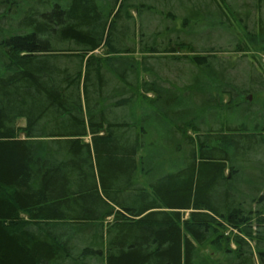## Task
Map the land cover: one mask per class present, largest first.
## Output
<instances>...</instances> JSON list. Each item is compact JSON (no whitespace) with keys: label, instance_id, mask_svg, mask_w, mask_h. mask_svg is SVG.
Masks as SVG:
<instances>
[{"label":"trees","instance_id":"trees-1","mask_svg":"<svg viewBox=\"0 0 264 264\" xmlns=\"http://www.w3.org/2000/svg\"><path fill=\"white\" fill-rule=\"evenodd\" d=\"M111 1L105 12L93 0H0V264H264V111L247 109L234 126L202 121L263 94L264 61L253 57L263 80L224 92L233 67L218 54L229 51L198 56L192 30L168 20L196 0ZM202 1L204 33L233 30L232 21L245 32L230 53L264 42L261 23L246 33L248 13ZM158 2L167 13L147 14L157 28L128 46L127 8ZM163 28L166 38L155 42ZM135 55L140 65L166 55L201 65L217 98L210 90L202 112L172 110L178 96L141 81ZM151 124L166 132L159 146Z\"/></svg>","mask_w":264,"mask_h":264},{"label":"rangeland","instance_id":"rangeland-1","mask_svg":"<svg viewBox=\"0 0 264 264\" xmlns=\"http://www.w3.org/2000/svg\"><path fill=\"white\" fill-rule=\"evenodd\" d=\"M139 2V0H136ZM231 7L236 10L239 14L248 13V19L246 21V33H256V29L258 30V27H260V23L262 26H264V0H228ZM193 2L190 9H186L183 11L182 15H178V18H174L173 20L171 18H168L170 21L171 26H174L175 28L179 30H186L191 29L193 35L195 38H192L194 41V51L201 53L198 56L202 55V50L205 48L213 47L215 50H222V51H229L225 52V54H218V59L220 60V64H226L227 67H233L230 71V77L231 80H228L230 82V85L228 88L221 89L224 92L226 90H230V92H234L236 94L239 91L242 93L243 90H249L251 88L252 82L256 83L257 80H263L258 76V72L260 71L258 66V60L264 61V53H262V48H264V42H258L250 45V50L247 55L244 54H235L230 53L234 49L235 43L237 40H244V33L237 22H231L230 26L233 28V30H230L228 28H225L226 31L221 30H215L214 33H211V35H207L204 33V27H203V16L206 13L208 7L206 5H203L202 0H196L191 1ZM92 4L94 7H99L102 10H105V12H109L111 8L112 1L111 0H93ZM138 4H143L139 2ZM157 6H154L155 10H148L145 8H140V11L136 6L132 8H127V11H129V14L131 16V20L129 21L128 25L130 30L127 31L130 35V38L126 40L128 42V46L136 45L138 46V39L140 38V35H144L143 37H146L147 35H151V32L154 28H157L158 22L155 18L151 17L150 21H148V12L153 13V15H164L167 13V11H164V6L162 2L155 3ZM146 5V4H144ZM181 5L177 3H173L171 8L175 9H181ZM179 7V8H178ZM132 9V11H130ZM162 11V14L160 13ZM214 11V10H212ZM124 15V11L122 13ZM124 17V16H123ZM190 20L191 24L189 26H185L183 21L184 20ZM150 23V29H149V23ZM226 23V22H225ZM163 28L162 32L155 31V35L152 37L155 38V42H160L163 40V38H166V30ZM240 29V30H239ZM146 30L147 32H145ZM126 32V33H127ZM158 34V36L156 35ZM208 33V32H207ZM97 56L104 57L105 51L103 49H100L95 52ZM181 54H184L181 53ZM169 56V55H166ZM166 56H158L154 59H148L145 61L142 65L138 64V62L142 61L141 57L139 55L133 56L137 62V71L139 75V79L141 81L145 82H152L154 81L159 87L164 88L166 90H171V95L175 97L178 96L179 99V105H175V107L172 108V110H182L183 112L191 113V111H199L202 112L205 109V102L204 97L208 92L211 90L213 93L214 87L210 89L208 86L207 81L202 77V71L201 68H203L201 65L195 64L192 66L190 63L188 64L185 60H179L175 62V60H172L171 58H168ZM177 56V55H176ZM253 57H256L258 60L253 59ZM117 58V57H115ZM115 64H120V62ZM107 77V76H106ZM110 78V76H109ZM107 80H114V79H108ZM129 80H135L134 74H131L129 76ZM253 80V81H252ZM254 90H257V88L253 87ZM193 91V93H189ZM205 92V93H204ZM219 93V92H218ZM213 93L215 98H217L216 94ZM148 97L152 98L153 95L151 93L147 94ZM251 98L248 100L247 104H242L241 102H247L246 98ZM221 102H228V94L223 93V95L220 98ZM175 101V100H174ZM240 107L239 110L234 109V106L231 105L230 111H225L223 109L222 115L220 117L216 116V113L212 115H208V113H204L206 116L205 119H203V122H206L209 126L212 124L219 125L218 123L227 122L228 124L237 125L240 123V121H244L247 119L245 117H240V114L245 113V110L251 109L250 115H262V111H264V93L263 94H255L252 95L251 93H247L241 97V99L238 101ZM239 111V112H237ZM138 112V111H137ZM150 112V111H149ZM198 112V114H200ZM158 115L160 117V111L158 112L156 109H154L151 114ZM195 113V112H193ZM264 113V112H263ZM115 114L118 116H122L121 111H115ZM139 115V113L137 114ZM261 116V117H262ZM262 120V119H261ZM257 121V122H261ZM242 122V124L244 123ZM241 124V123H240ZM23 122H18L19 127H23ZM154 124H151L152 126ZM214 125V128H217ZM148 125V127H150ZM157 129V131H154L153 129L150 131V136L153 135V143L155 146H159L160 139H158L157 134L158 132L162 133V138L165 140L166 132L163 131L161 126L154 125ZM168 128H171V124L167 125ZM147 128V124L145 126ZM161 138V139H162ZM152 142V141H151ZM157 142V144H155ZM262 154V153H261ZM264 159V156H263ZM159 168V169H158ZM171 167L168 165H165L164 168L158 166L154 178H158L159 176H162L166 171L170 170ZM165 170V171H163ZM136 179L140 185L145 184V180L139 173L136 174ZM148 180V178H146ZM232 248L234 246L232 245ZM207 252V253H206ZM202 254H208V251L204 250L202 251ZM216 260L222 261L221 255H215L214 257Z\"/></svg>","mask_w":264,"mask_h":264},{"label":"water","instance_id":"water-1","mask_svg":"<svg viewBox=\"0 0 264 264\" xmlns=\"http://www.w3.org/2000/svg\"><path fill=\"white\" fill-rule=\"evenodd\" d=\"M249 100H250V98H249Z\"/></svg>","mask_w":264,"mask_h":264}]
</instances>
